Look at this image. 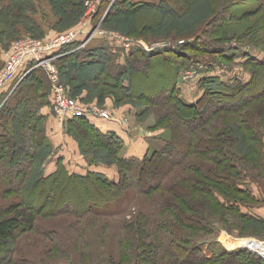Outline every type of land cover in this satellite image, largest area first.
<instances>
[{"label":"rangeland","instance_id":"374dc122","mask_svg":"<svg viewBox=\"0 0 264 264\" xmlns=\"http://www.w3.org/2000/svg\"><path fill=\"white\" fill-rule=\"evenodd\" d=\"M73 1H80V4L70 5L67 0H0V69L4 54L10 49L11 43L15 39L32 38L38 42H45L55 36L59 37L72 33L75 36L74 40L78 39V43L84 41L80 45L85 47L93 40L108 42L105 38H109V40H115L117 43L114 45L115 50H118V47L122 45L123 49H129L134 42V46L138 45L148 53L155 54L153 57L149 56L143 60L141 70L131 71L134 77L130 81L132 84L129 91H147L166 85L170 83L171 79H174L175 88L179 90L180 95L190 91L191 96L185 95L190 99V97L196 96L197 90L195 91V89L198 87L199 78L203 76L216 73L225 79L231 74L237 73L236 76L248 77L251 75L250 69L257 71L254 67H248L244 64V53H239L238 57H234L231 61H225L219 58L218 53L201 52L197 48V44L202 38H206L207 41L212 40L214 45L238 44L240 48L244 47V49L250 50L249 53L253 55L264 56L263 43L248 42L240 34L248 30L250 23L264 17V0H234L236 4L231 8L236 11V14L240 13L239 17L241 18L233 19L230 17L226 25L228 19L225 7L223 8L224 3L220 4L224 0H165V5L161 8L145 7L140 9H132L119 0L118 3H115L116 0ZM74 11H80V13L70 15ZM217 15H219V19L215 20ZM242 15L244 16L242 17ZM228 24L236 25L238 32L227 31L230 28L227 27ZM93 31L94 33L86 38ZM262 36L264 37V35ZM84 38L86 39L84 40ZM73 50L61 52L58 56L70 55ZM121 52L125 54V51ZM166 53L169 59L159 56L161 54L166 55ZM175 53L179 56L184 55L183 59L187 60L186 67L182 65L183 69L181 67L179 70L178 78L171 77L173 65L179 64V62L173 61L175 60V56H173ZM118 55H120V49ZM57 58L51 59L49 63L56 68L57 79L64 96L77 105L88 109H103L110 114V119L120 118L124 126L126 123L127 128L132 127L147 133L148 139L145 138L146 153H151L159 148L157 146H162L166 139L171 136L172 128L175 125L184 135L185 140L190 139L191 129H188L190 127L185 123H180L179 116L164 113V116L159 117L161 123L158 124L159 118L155 120V114L156 112L160 114L163 110L165 112V107L153 103L147 98L134 101V98L130 99L129 94L120 92L118 88H111L99 82L95 83L80 73V75L76 73V76L79 77L76 81L85 83L82 82V79L87 78V84H94L98 88H96L95 94L89 93L86 88H82L78 94L71 93V83L66 84L62 81V72L60 71L61 66H68L71 62L66 57L63 61H66V64H62L57 61ZM207 62L212 63V66ZM99 63L96 66H99ZM134 65L139 66L141 62L137 65L134 60ZM37 68L39 69H37V73L45 76L44 79L47 78V81L43 82L44 90L47 89L43 95V100L44 98L47 99L48 104H45L47 102L44 104L51 108V115L46 116L42 113V120L35 122L34 125L37 128L35 137L37 142L40 137L46 136L51 143V148L50 146L49 149L41 148L42 151L35 156L33 164L34 166L37 164V172L42 170L41 173L44 176L50 174L56 170L57 160H59L70 173H78L75 172L76 167L84 165L91 169L111 172L103 174L106 175L107 179L117 181L118 165L109 156H101V154L107 153L104 150L106 147L102 148L97 144L92 147H90L91 144L83 145L77 136L82 134L81 125H77L78 127L74 128V132L69 130L68 120L70 117L59 118L55 111L52 83L48 73L41 66ZM190 68L195 69L196 73H186V69ZM31 70L33 69L24 74L25 77ZM258 70L259 73L258 76L256 75V82L251 85L252 88L264 78V68H258ZM39 71L41 72L39 73ZM69 74L70 72H65L68 78ZM35 81L25 78L22 82L34 83ZM14 83L15 80L11 83L10 88L15 86ZM2 104L1 101L0 108H2ZM27 108L26 119L33 121L32 107ZM246 110L252 111L249 114L248 122L245 119L240 122V115H243ZM226 114L230 117L223 116ZM4 115L5 113H0L1 122L4 120ZM253 115H258V117L252 119ZM232 116L234 117L233 120ZM208 122L213 124L211 128L208 126V129L204 130V126L202 129H198L204 137L216 131L234 134L232 139L224 141L220 138V141L222 145L227 146L228 157L234 156L243 171L238 173L235 182H239L242 187L248 189L250 195H247L248 198L238 196L227 182L225 185L222 182L215 183L210 188L215 189L227 201V204L232 200H243V203L239 204V211L250 217L261 219L263 222L239 217L238 212L230 209L231 207L218 206L213 200L211 201L208 198V192H200V190L196 192L188 188L189 181L186 179V175L197 172L189 170V164L199 162L208 168L212 167L216 170L222 168L223 163H215L212 157L214 148L202 153L201 157L194 158L195 161L192 163L189 159L192 160L193 154L189 150L186 151L188 153L184 152L183 154L177 150L175 154H172L175 160L174 170L168 171L166 175H163L164 178H161L164 183L163 188L158 187L149 193H140L136 191V185L130 181L129 183L123 181L121 195L115 200L109 201L107 208L100 207L99 209L104 210L106 208L108 211H102V214L99 215L90 212L87 199L98 196L99 188L96 185L102 187L103 190L106 187L93 178L86 181L75 179L74 182L63 181L62 179L53 181L54 189L47 198L40 197L38 190H34L31 194L34 200L33 205L38 206L34 215L35 227L19 230L12 241L3 242V244L0 242V264H53L57 262L67 264H135L140 260L138 255H140L141 248L155 245L157 236L159 238L163 235L164 237L172 236L174 224H162L165 226L164 230L158 226L159 231L155 235L153 233L160 215L163 217V223L178 218H175L174 211H178L181 218H184L179 227L184 231L186 237L207 243L215 240L210 242L213 249L233 247L232 245H237L244 238L257 239L264 244V216L259 217V209L264 208V92L260 93L256 100L243 105L238 111L218 112ZM239 126L242 128L239 129ZM21 136L23 134L16 136L13 140L22 147L21 142L24 140ZM87 136L91 137L88 133ZM139 143L144 144L141 137H139ZM95 151H100V153L93 157L92 152ZM21 152H19L21 154L14 155L13 158L18 159V156L23 154V151ZM15 163L7 164L15 166ZM224 170L227 173L228 169L225 168ZM156 171L152 167L148 168L145 178H154ZM1 172L0 211H3V208H9L11 204L21 201V196L25 194V188L28 187L27 183L29 184L33 176L29 178V174L26 173L25 183L18 182V188L15 189L16 183L10 182ZM199 182H201L200 177ZM176 184H185V191L181 193L183 198H176L177 189L174 186ZM79 187L81 189H78ZM185 194L197 198L196 201L190 200L193 202L192 208H184L183 203H181L182 199H185ZM57 197L60 199L64 197L66 210L49 214L48 210L51 209L49 207ZM82 199L85 201L84 205L87 210L77 213L75 211L77 208L80 209L79 202L81 203ZM160 200H164V204H160ZM18 206L21 207L20 204ZM177 206L183 207V210H179ZM139 211L148 213L146 215L149 216V219L147 216L142 217ZM152 211L154 212L152 213ZM185 214H188L189 217L186 218ZM154 215L155 217H151ZM204 222L214 226L210 233L191 227V225L196 227L198 224H204ZM142 225H145V229ZM41 228H46L51 233L46 234ZM142 240L147 243H142ZM152 241V244L147 245L148 242ZM177 243L179 242L177 241ZM207 243H205V247ZM10 255L15 256L16 263H4Z\"/></svg>","mask_w":264,"mask_h":264},{"label":"trees","instance_id":"16d2710c","mask_svg":"<svg viewBox=\"0 0 264 264\" xmlns=\"http://www.w3.org/2000/svg\"><path fill=\"white\" fill-rule=\"evenodd\" d=\"M67 1L70 5L80 4V1ZM119 1L132 9H140L145 7L161 8L165 5V0H158V2L136 0ZM115 3H118V0H116ZM220 4H223V8L225 7L228 19L227 22L225 19V25L229 22L230 17L233 19L241 18L239 17L240 13L236 14V11L231 8L234 4H236V2L234 3V0H224ZM78 12L80 13V11H74L70 15L79 14ZM243 16L244 15H242V17ZM28 18L33 20L30 17ZM218 19L219 15H217V17L215 16V20ZM227 27H230L227 31L238 32L236 25L228 24ZM244 32H241L240 34L242 38L248 40V42L257 41L258 43L264 44V37L262 36L264 35V17L260 18L258 21L250 23L248 26V30ZM105 39L108 40L109 38ZM77 41L78 39L74 40L72 43L63 45L55 49L54 51V53L60 54L61 52L74 49L70 55L66 56L65 54V56L63 55L62 57L59 56L57 58V61L62 64H66V61L63 62L65 60L64 58L66 57L69 58L68 60L71 62L70 65H68L69 67H62L61 64L58 63L61 66L60 71L62 72V81L66 84L71 83V93L78 94L82 88H86L89 93L95 94L96 88L98 87L94 84L86 83L87 78H90L88 80H91L95 83L99 82L111 88H118L120 92L129 94L130 99L134 98V101L147 98L151 102L165 107V112L164 110L160 114L156 112L155 120L162 115L164 116V113L179 116L180 123H185V125L190 127L188 129H191L190 139L185 140L184 135L179 129H177L178 127L175 125V127L172 128L171 136L166 139L165 143H163L162 146L155 149L151 153H146L139 157L126 158L121 155L125 143L122 137L119 136V134L111 130L102 131L98 125L91 123V121L85 115L74 116L68 120L69 130L75 132V129L78 127L77 125H81L80 128L82 134L77 136L80 138V140L82 141L80 142L83 145L91 144L90 147H92L97 144L102 148L106 147V149L104 150L107 151V153L101 154V156H109L113 160V162L118 165V179L117 181H112L110 179H107L106 175H104L102 172L93 170L87 171L83 175L74 172L70 173L67 169L64 168V165L60 163L59 160H57L58 165L56 170L44 176L42 175L43 173H41L42 170L39 173L37 172V164L34 166L33 163L35 160V156L38 155L40 151H42L40 149H49V146L51 148V143L46 136L40 137L37 142V139L35 138L37 134V128L34 127V125L35 122L37 123L43 118L41 107L45 104H48L47 99L45 100L44 98L45 101L43 100V95L45 91L47 92V89L44 90L45 87H43V82L47 81V78L44 79L45 76L43 77L42 75L37 73L38 68H34L30 72H28L26 77L24 75L21 78L19 76L13 78L0 88V102L2 101L3 103L2 108H0V113H5L3 122L0 121V171H2L1 174L4 177L8 178L10 182L16 183V185L14 186L15 189L18 188V182L25 183V179L27 177L25 175L26 173L27 175L29 174V178L31 176H33L34 178L32 177L29 184L27 183L28 187L25 188V194L21 196L22 199L21 201H18L19 203L17 202L16 204H11L9 208H3V211H0V242L2 244L3 242L14 240L19 230H25L30 227H35L34 215L38 206L35 207V205H33L34 200L31 194L34 190H38L40 197L44 196L45 198H47L50 196L54 189L52 184L53 181L62 179L63 181L70 180L74 182L75 179L86 181L89 178H93V180L99 181L106 187V189L103 190L102 187L96 185L99 188L98 196H94L93 199H87L88 206H90V212H92L94 215H99L102 214V211H108L106 210V206L109 201L115 200L121 195L123 189V181H126L127 183H129L130 181L131 183L136 185L135 189L140 193H149L151 191H154V189H157L158 187L163 188L164 183L162 182L163 179L161 180V178H164L163 175H166L168 171L174 170L175 160L172 154H175L177 150L181 151L182 154L184 152L188 153L186 151L189 150L190 153L193 154L192 160L189 159L190 163H192L195 161L194 158H199L202 156V153H205L208 150L210 151V148H214V152L211 151L213 153L212 157L215 163H223V165L220 164L222 168L220 167L218 168V170L212 167L208 168L206 165L199 162L189 164V170H194L197 172L195 174L192 173L191 175H186V179L189 181L188 188L191 190H195L196 192L199 190L200 192H208V198L211 201L213 200L218 206L225 205L226 207H231L230 209L236 211V213L238 212L239 217H246L255 222H263V220L261 219L254 218L252 216L250 217L239 211V204L243 203V200L239 201L238 199H236L229 201L227 204V201L223 199L219 195V193L215 191V189L210 188V186L215 183L217 184L222 182V184L225 185V183L227 182L232 191L238 196L248 198V196L250 195L248 189L246 190L244 187H242L239 182H235L238 175L243 171L239 167L237 163L238 160L234 156L228 157L226 148L227 146L222 145L220 141V138H222L224 141L227 139H232L234 137V134L227 133L226 131H216L211 132V134L206 135L207 137H204L200 134L198 129L200 130L204 126V130H207L208 126L211 128L213 124H209L208 120L213 118L216 113L238 111L243 107V105H245L249 101L256 100V97H258L260 93L264 92V78L258 84L256 83L253 88L251 87V85H254V83L256 82L255 79L257 78L259 73L258 68H264V56L253 55L252 53H249L250 50L244 49V47L240 48V45L238 44L228 46L214 45L212 40L207 41L206 38H202L201 41H199L197 44V48L201 52L209 53L211 51L213 53H218L219 58L225 61H231L234 57H238L239 53H244V64H246V66L248 67H254L255 69H257V71L250 69L251 75H248V77L236 76L237 73H233L230 77H227L225 79L220 75H217L216 73L208 76H203L199 78L197 84V86L201 87L202 93L194 101H187L183 99L182 96H180L179 90L175 88L176 86L174 83V79H171L170 83H167L166 85H162L160 87L153 88L147 91H129L132 84L130 81L133 78L131 71H138L144 63L143 60H146L147 57L154 55L152 53H148L136 44V46H134V42L130 47L124 45L125 47H129V49H123V45L121 44L122 46L120 45L121 47H118L117 55H115V53L112 52L115 51L114 43L112 42V40H110L111 46L107 45L105 41V43L99 42L100 45H102L101 47H95L93 49H89L87 45L85 47H81L80 43H78ZM119 49L120 55H118ZM121 51H125V54H123ZM176 53L173 56H175L174 58L177 60L176 62H179V64H175V68L173 69L171 76L173 78H178V72L181 69L182 65L185 67L187 65V60L183 59L184 55L179 56ZM166 55L168 56L167 53ZM118 56L122 58V63L118 62ZM86 57L89 58L86 59ZM134 60L137 65H139V63L141 62V65H134ZM98 62H100L99 66H96ZM199 63L201 62L199 61ZM237 63L239 62L237 61ZM208 64L212 66V63ZM29 65L30 63H27V67ZM101 65L102 67H100ZM40 72L41 71H39V73ZM65 72H70L69 78L71 80L68 78V76L65 75ZM76 73L87 76L86 79L81 78L82 82L85 83L76 81L79 78L76 76ZM25 78L34 79L36 81L34 83H24L22 81ZM14 80L15 86H12L13 89L8 95L9 91L12 88H10V85ZM168 93H170V95H168ZM11 102L14 103L11 104ZM27 107H32L31 112L32 118H34L33 121H28V119H26V112L28 110ZM21 110L23 111L21 112ZM251 112L252 111L250 110H246L243 115H240L239 121L243 122L245 119L248 122V117H250L249 114ZM223 116L230 117L228 114ZM255 117H258V115H253L252 119ZM160 118L158 120V124L161 123ZM233 118L234 117L232 116V120ZM240 128L242 127L239 126V129ZM87 133L91 137H88ZM22 134L23 136H21V138L24 141L21 142V147L13 139L16 136L18 137ZM21 151H23V154L21 156H18V159H14L13 156L16 154L18 155V153ZM97 153H100V151L92 152L93 157L97 156ZM221 158L224 160H222ZM14 162H16L15 166H9L7 164ZM150 167H152L153 170L155 169L157 171L154 178L149 177L148 179H146L145 174L147 169ZM225 168L228 169L227 173L226 170H224ZM188 176L189 178H187ZM199 177L201 179V182H199ZM174 186H176L177 189L176 198H183L181 196V193L182 191H185V184H176ZM78 189L81 188L79 187ZM184 198L186 200L182 199L181 201V203H183L184 205V208H192L193 202L191 201L197 200V198H192L191 195L187 194H185ZM200 200H202V198H200ZM84 202L85 201L83 199L81 200V203L79 202L80 209L78 210L77 208L75 212L78 213V211L84 212L87 210L85 208ZM19 204L21 205V207L18 206ZM160 204H164V200H160ZM100 207L106 208L102 210L99 209ZM49 208H51L50 210H48L49 214H54L58 211L66 210L64 197L62 199H60V197L54 199ZM178 209L183 210V207H178ZM139 212L142 217H146V214H148L145 211ZM153 212L154 211H152V213ZM174 215L175 218L178 217L177 219H175L176 221L173 219L167 221L166 223H163V217L160 215V219L157 222L158 224H155L154 226L153 233V235H155L156 232L159 231L158 226L162 230H164L163 228H165V226H163L162 224H174L171 232L172 236L164 237L163 235L160 238L157 236L155 245L148 246V248H141L140 255H138L140 260L135 264H264V258L262 256L247 248H243L238 245H232L233 247H221L217 250L213 249L210 243L215 240L208 241L207 243L205 241L191 239V237H186L184 231L179 227L180 222H182L184 218H181V215L178 211H174ZM147 217L149 219V216ZM151 217H155V215ZM185 217L188 218L189 215L185 214ZM202 223L198 224L196 227L191 225V227L198 230H203L206 233H210L213 230L214 226L210 225L208 222H204V224ZM142 227L145 229V225H142ZM43 231L46 234H48L49 232L51 233V231L46 228ZM153 241L148 242L147 245L152 244ZM177 241L179 243H177ZM142 243L147 242L142 240ZM205 243H207L206 247ZM217 243H219L218 240ZM48 259L51 260L50 257H48ZM101 261L104 260L101 259ZM4 263H16L15 256H8ZM53 264L67 263L57 262Z\"/></svg>","mask_w":264,"mask_h":264},{"label":"built area","instance_id":"2783aa9c","mask_svg":"<svg viewBox=\"0 0 264 264\" xmlns=\"http://www.w3.org/2000/svg\"><path fill=\"white\" fill-rule=\"evenodd\" d=\"M92 33H94V31L90 32L86 38H88ZM74 37L75 36L70 33L59 37L55 36L45 42H38L32 38H20L12 41L10 49L3 57V64L0 69V88L13 78L18 76L21 78L28 70L41 66L47 71L52 83V97L55 103V111L59 115L60 119H63L64 117L71 118L74 116H81L87 113L99 115L103 118H110V114L103 109H88L81 105H77L74 101L65 97L57 79L56 68L49 63L51 59L59 57L58 55H60L59 53H54L55 49L67 44L68 42H72ZM86 38H84V40ZM81 43H84V41H81L80 44ZM28 62L30 65L27 67ZM194 70L192 68L186 69V73L195 74L196 72ZM247 240L260 242L253 238H244L237 245L247 248L261 256L259 251L246 245ZM260 244L264 247L262 242H260ZM262 257L264 258V255Z\"/></svg>","mask_w":264,"mask_h":264},{"label":"crops","instance_id":"0c3cea01","mask_svg":"<svg viewBox=\"0 0 264 264\" xmlns=\"http://www.w3.org/2000/svg\"><path fill=\"white\" fill-rule=\"evenodd\" d=\"M131 1H134V0H131ZM136 1H142V0H136ZM148 1L158 2V0H148ZM99 42H100L99 40H95V41L93 40V41H91L90 43L87 44V47L89 49H93L95 47H101L102 45H100ZM112 42L114 43V45L117 44L115 42V40H112ZM106 44L111 46V43H110L109 39H108V42H106ZM112 52H114L115 55H117V50L112 51ZM154 55H152L151 57H153ZM159 56L164 58V59L166 57H168L167 59H169V56H167L165 54H161ZM87 58H89V57H86V59ZM173 61L176 62L177 60L175 59ZM118 62L122 63V58L119 57L118 58ZM173 66H174L173 68H175V65H173ZM141 69H142V67L139 68V70H141ZM195 91H196V96L194 98L190 97V99H189L188 97L185 96V95L191 96V92L190 91H188L186 94H183V95H180V96H182V98L187 100V101H194L195 99H197L200 96V94L202 93V89H201L200 86H198L197 89H195ZM50 111H51V108H50L49 105H43L41 107V112L43 114H45L46 116L51 115ZM85 116L91 121V123H94V124L98 125L101 128L102 131L111 130V131H114L117 134H119L120 137H122V139H123V141L125 143L124 148L122 149V152H121L122 156H124L126 158H128V157H139V156H142V155H144L146 153L147 144H145V143H146V139H148V134L147 133H143L141 131L135 130L132 127L131 128H127L126 127V123H125V126H124V124L122 123V120L120 118L119 119H117L116 117L112 118V119L103 118V117H101L99 115H92V114H89V113L85 114ZM139 137H141L142 142L144 143L143 145L139 143ZM160 146H157V147H160ZM54 168H55V164H54ZM90 170L100 171L102 173H111V172H107V171H101L99 169H94V168L91 169L90 167H87V166H84V165L76 167L75 172H78L80 174H85L87 171H90ZM115 172H116V170H115ZM263 216H264V208H260L259 209V217H263Z\"/></svg>","mask_w":264,"mask_h":264},{"label":"bare ground","instance_id":"6f19581e","mask_svg":"<svg viewBox=\"0 0 264 264\" xmlns=\"http://www.w3.org/2000/svg\"><path fill=\"white\" fill-rule=\"evenodd\" d=\"M246 245L253 248L254 250L259 251L262 255H264V247L261 246L260 242L247 240Z\"/></svg>","mask_w":264,"mask_h":264},{"label":"water","instance_id":"95a60500","mask_svg":"<svg viewBox=\"0 0 264 264\" xmlns=\"http://www.w3.org/2000/svg\"><path fill=\"white\" fill-rule=\"evenodd\" d=\"M261 256H263V255L261 254Z\"/></svg>","mask_w":264,"mask_h":264}]
</instances>
